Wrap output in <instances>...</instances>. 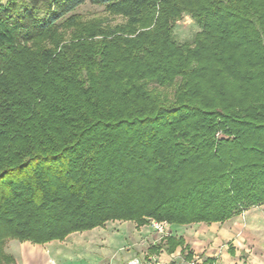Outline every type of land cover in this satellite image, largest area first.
Segmentation results:
<instances>
[{"label":"trees","instance_id":"trees-1","mask_svg":"<svg viewBox=\"0 0 264 264\" xmlns=\"http://www.w3.org/2000/svg\"><path fill=\"white\" fill-rule=\"evenodd\" d=\"M86 3L122 23L85 20ZM184 15L198 30L180 41ZM261 205L264 0H0V264L7 240ZM177 248L217 264L172 235L149 252Z\"/></svg>","mask_w":264,"mask_h":264},{"label":"rangeland","instance_id":"rangeland-1","mask_svg":"<svg viewBox=\"0 0 264 264\" xmlns=\"http://www.w3.org/2000/svg\"><path fill=\"white\" fill-rule=\"evenodd\" d=\"M4 1L6 0H2V2ZM76 12L85 20L106 18L110 25L122 23L121 19L108 16L102 7L92 6L88 3L78 8ZM197 30L194 22L184 15L176 23L174 34L178 40L183 41L190 39ZM241 217L243 218V215ZM153 222L149 221L147 225L140 228L130 222H107L102 227L73 233L63 241H52L44 245L7 240L3 246V252L11 257L13 264L15 261L18 264H25L24 261L27 260L29 263L43 264L45 260L48 262V259L56 264H189L184 263L180 248H177L171 255H167L163 251L155 255L150 254L149 248L158 245L163 237L168 235L177 237L181 233L187 235V232L183 231L184 226L171 227L168 225L164 227L163 232H158L155 230ZM203 229L197 226L193 233L201 232ZM194 239L195 237L191 236L187 243L193 244L192 240ZM200 240L203 242L201 249L192 247L198 262L203 260L202 257L210 256L219 260L227 249L226 242L219 239L216 234L212 235L208 242L204 237H201ZM237 240L238 238L234 237L232 244L235 249H238L232 261L235 262L234 264H241L237 259L244 255L246 261L248 255L243 251L239 252L241 247L237 244ZM35 248L37 253L35 251L34 254H31ZM49 263L52 264L51 261Z\"/></svg>","mask_w":264,"mask_h":264},{"label":"crops","instance_id":"crops-1","mask_svg":"<svg viewBox=\"0 0 264 264\" xmlns=\"http://www.w3.org/2000/svg\"><path fill=\"white\" fill-rule=\"evenodd\" d=\"M242 215L243 218L241 217ZM197 226L199 228H204V229L201 230V232L196 231L195 233H193V231H195V227ZM208 228L210 230H207ZM183 231L187 232V235L181 233L178 234L177 237L183 238L185 244L189 246L190 251L195 255V258H197V256L195 252L192 251L193 249L192 247L194 246L198 249H201L203 247V242L200 240V238L204 237L205 240L208 242L210 241L212 235L216 234L219 237V239L224 240L227 244V249L219 259L220 262L219 260H217V264L235 263L232 260H234V256L237 252L236 250L238 248L235 249L232 244L234 237L238 238L236 242L241 247V249L239 248L240 250L239 252L243 251L248 255L246 261L244 260V255L243 257H239L237 261H240L241 264H264V205L250 208L247 211L243 212L241 215L229 221H226L223 224H211L209 226L202 224L189 225V226H184ZM191 236L195 237V239L192 240L193 244L187 243L188 239H190ZM228 245L233 248V252H234L233 255L229 253ZM35 251L37 253L36 248L35 250L31 251L32 252L31 254H34ZM49 261H51L52 264H56L51 259H48V262H46L45 260L43 264H50ZM24 262L25 264H35L33 262L29 263L28 260ZM15 264H18L17 261H15Z\"/></svg>","mask_w":264,"mask_h":264},{"label":"built area","instance_id":"built-area-1","mask_svg":"<svg viewBox=\"0 0 264 264\" xmlns=\"http://www.w3.org/2000/svg\"><path fill=\"white\" fill-rule=\"evenodd\" d=\"M153 226H154L155 230H157L158 232H163L164 227H166L168 225L166 223H155V222H153Z\"/></svg>","mask_w":264,"mask_h":264}]
</instances>
